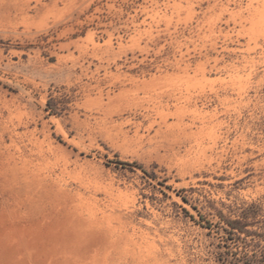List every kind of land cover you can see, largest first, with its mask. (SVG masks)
<instances>
[{
  "label": "rangeland",
  "instance_id": "obj_1",
  "mask_svg": "<svg viewBox=\"0 0 264 264\" xmlns=\"http://www.w3.org/2000/svg\"><path fill=\"white\" fill-rule=\"evenodd\" d=\"M246 214L264 0H0V264H250Z\"/></svg>",
  "mask_w": 264,
  "mask_h": 264
},
{
  "label": "trees",
  "instance_id": "obj_2",
  "mask_svg": "<svg viewBox=\"0 0 264 264\" xmlns=\"http://www.w3.org/2000/svg\"><path fill=\"white\" fill-rule=\"evenodd\" d=\"M243 218L237 219H230L228 224L230 225L231 232L237 233L238 232H248L250 234L258 235L259 237H264V230L257 231V230H250L247 228L249 224L248 218L250 215H243ZM251 244V243H250ZM255 246L254 252L252 254L248 253V261L250 264H264V245L259 240L256 243H252Z\"/></svg>",
  "mask_w": 264,
  "mask_h": 264
}]
</instances>
